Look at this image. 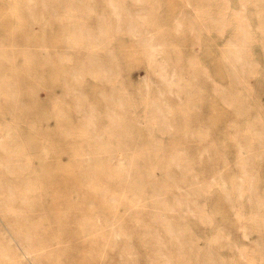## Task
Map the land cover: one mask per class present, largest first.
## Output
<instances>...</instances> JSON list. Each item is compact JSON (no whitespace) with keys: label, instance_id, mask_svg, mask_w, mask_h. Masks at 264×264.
Segmentation results:
<instances>
[{"label":"rangeland","instance_id":"rangeland-1","mask_svg":"<svg viewBox=\"0 0 264 264\" xmlns=\"http://www.w3.org/2000/svg\"><path fill=\"white\" fill-rule=\"evenodd\" d=\"M124 4L136 22H103L108 35L88 48L107 63L106 77L102 68L88 67L87 47L46 72L55 87L40 95L20 50L13 53L16 71L8 62L0 71V80L8 82L4 97L11 103L9 79L17 75L34 110L29 155L35 169L21 178L34 177L46 209L38 208L34 223L13 227L0 206V248L10 240L21 264H264V22L257 18L264 14V0ZM97 6L114 16L106 0ZM236 14L242 19H229ZM9 20L7 10H0L10 50L15 38L22 40L24 22ZM64 23L53 22L47 32L53 57L66 52ZM84 23L96 28L100 22ZM32 37L38 44L44 39L41 32ZM239 48L243 69L230 64V50ZM83 62V79L71 77L68 84L66 124L57 115L54 90L61 87L59 73ZM78 92L82 106L93 110L96 133L103 136L99 146L80 136L49 140L54 125L68 136L80 133ZM16 118L7 124L0 115V125L30 138L32 130L21 115ZM20 142L5 149L0 143V159L18 158L9 166L23 162ZM128 166L136 173L130 185L120 182ZM23 233L47 239V255L46 247H34L44 262L25 251ZM11 255L0 257V264H10Z\"/></svg>","mask_w":264,"mask_h":264},{"label":"bare ground","instance_id":"bare-ground-1","mask_svg":"<svg viewBox=\"0 0 264 264\" xmlns=\"http://www.w3.org/2000/svg\"><path fill=\"white\" fill-rule=\"evenodd\" d=\"M106 1L112 7L111 9L112 14L114 15L113 17H110L106 12L98 10L97 4L100 2V0H0V10L4 8L7 10V15L11 19L9 20L10 22H16L17 24L18 22H24L22 24V40H18L16 38L13 40L10 46V50L13 49V52L11 54L8 52L9 49L5 44L6 38H4V32L8 31L9 29L3 23L0 24V71H3L5 68H7L5 66L7 62L10 63L11 70L16 71L17 59L13 53L17 50H20L22 53L24 70L28 77H30L35 82L36 91H40L39 95L42 94L44 90L47 91L48 87H55V82H47L45 78L46 72L50 71L53 68H58L62 65H65L66 61L69 62L70 60H72L73 52L77 50V48H91L89 46H91L92 43L99 41L101 37L108 35V27L103 22H136L133 19L132 14L129 13V9L125 6V0ZM130 16L131 18H128ZM257 18L260 20V22H264V14H262V17L258 16ZM229 19L241 20L242 18L236 14L230 15ZM136 20L138 21L137 18ZM53 22H65L60 27L61 36L64 40V48L66 49V52L64 53V55L59 53V56L57 55L56 57L52 56L51 48L47 47V35L50 30L54 28ZM84 22L100 23H98L96 28H93L90 24ZM17 24L14 26L12 31H10V36L12 37L15 35V32L17 33ZM48 29L50 30L48 31ZM128 29L129 31L135 30L132 24ZM39 32H41L44 36V39L41 40L40 44H38V42H36V39L32 37L37 35ZM18 34V36H20V33ZM38 45H40L41 47H38ZM148 48L150 49V54H153V51H156L155 46L151 42L148 44ZM240 50L242 49L239 48L230 50L235 54H231L234 59H231V62H229L230 64H233L235 68L243 69L245 67V64L241 61L240 55H238V52ZM94 55L95 54L91 50L88 51L86 60L88 62V67L92 66L94 68L96 66L98 68H102L101 71H104L103 77H106V75H108L110 71L107 63H103L97 56ZM83 63L84 64L82 65V67L78 69L73 67L69 69L68 67L66 70H63L61 73H59L61 87L54 90V98L58 102L57 115L60 119L63 118L62 121H64L66 124H70L71 122V120H66V112L65 110L63 111V103L65 102V99L67 100L66 97L69 95L67 89L68 84L71 80V77H75L76 79H83L84 73L86 72L85 62ZM242 63L244 65H242ZM9 80L11 82L9 83L8 89L12 90L11 93L13 97L11 103L8 101V99H6V97H4V85H8V82L3 77H1L0 80V115H2L6 123L9 124L12 120L17 121L16 117L19 114L21 115V121L27 123L29 128L32 130V136L29 138L26 137L22 132L19 135V130L17 131L15 127H7L5 124L0 125V134L3 135V138L0 139L1 147L4 149L8 148V146H11V144H15V141L17 139H21L22 142H20L19 146L22 145L21 148L24 152L23 162L18 167L9 166L13 163L18 162V158H15L16 156L10 155L6 157L7 159H0V206L1 208H4V210L6 211V217L8 218L12 226L15 227V225H19V222L21 221H24V223H34V218L32 216H34L38 208L40 210L42 209L41 212L43 211V213H45L44 210L46 211V209L45 207L43 209L42 203V197L44 195L41 192L42 190H40L41 194H38L34 177H25L27 175L26 174L21 178L22 172L28 169H35L33 158L29 155V150L34 147L33 136L36 133L35 128L37 125L36 121H34V110L31 106L28 105V102L24 97V87L22 85V79L17 77L16 75L15 77H12V80ZM76 91H78V89H76L75 91L73 90V94ZM74 96L77 98H75L77 100L75 113L79 115L76 116L75 114L74 116H76L77 118L79 117V119L82 120V129L80 133H73L68 136V134L70 133L69 131V133L67 132L68 134H65L62 131H58V128L56 129L57 125H54L52 126L53 128H51L49 131V140L51 142H54L56 138H72V136H75L76 138L80 136L87 141H93L99 146V141L102 140L103 136L96 133L98 127L92 117L93 110L92 108L86 110L82 106L81 100H78L80 96L82 97V92H78ZM66 115H68V113ZM72 118L73 117H71V119ZM77 118H75V121ZM61 123L63 124V122ZM66 126L67 125H65V128ZM69 127L72 126H68V128ZM40 128V133L43 134L42 126ZM15 148L16 147L12 146V150ZM120 151L121 150H118L119 154H121L122 152ZM88 159L92 160L93 158L89 157ZM119 161L120 163H122V161L125 160L121 158L119 159ZM128 167L129 168L124 171H128L126 177H121L120 182L122 184L126 182L128 185H130L131 183L136 181V173L132 172L133 167ZM17 203H19L20 205L18 208L16 207ZM44 221L45 217H41L38 222L43 225ZM27 231L29 230L27 229ZM37 234L35 236L33 235V233H23L21 235L24 239L25 251L31 253L32 250L33 252H35L36 249H34V247L40 245L39 248L46 247L47 250L44 249L45 254L47 253L46 251L49 250L47 246L44 247L45 242L47 243V239L45 240V238H41L39 237L40 235ZM0 249V257L8 259L10 257V252L12 253L11 257L14 260H10V264L22 263L20 256L14 251L13 244L10 240H8L6 246H2ZM37 255L38 257H40L42 254H40L39 256V254H37L36 252L33 253V257L36 258L37 261H40L41 257L44 259V255L40 258H37ZM42 258L41 260L43 261Z\"/></svg>","mask_w":264,"mask_h":264}]
</instances>
